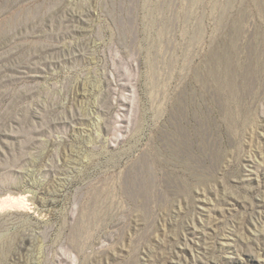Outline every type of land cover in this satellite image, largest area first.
Returning a JSON list of instances; mask_svg holds the SVG:
<instances>
[{
  "label": "rangeland",
  "instance_id": "obj_1",
  "mask_svg": "<svg viewBox=\"0 0 264 264\" xmlns=\"http://www.w3.org/2000/svg\"><path fill=\"white\" fill-rule=\"evenodd\" d=\"M263 238L264 0H0V264H264Z\"/></svg>",
  "mask_w": 264,
  "mask_h": 264
},
{
  "label": "bare ground",
  "instance_id": "obj_2",
  "mask_svg": "<svg viewBox=\"0 0 264 264\" xmlns=\"http://www.w3.org/2000/svg\"><path fill=\"white\" fill-rule=\"evenodd\" d=\"M11 198H12V197H11ZM16 199H17V198H16ZM25 199H26V198H25ZM10 200H11V199H10ZM6 202H7V201H6ZM12 202H13V201H12ZM3 204H4V203H3ZM24 205H25V204H24ZM260 240H261V239H260ZM260 240H259V241H260ZM262 240H264V238H263ZM261 242H262V241H261ZM255 243H256V241H255ZM259 244H260V243H259ZM225 245H226V244H225ZM258 246H259V245H258ZM206 249H207V248H206ZM173 252H174V251H173ZM204 252H205V251H204ZM200 253H201V252H200ZM209 254H210V253H209ZM172 255H173V254H172ZM207 255H208V254H207ZM177 256H178V255H177ZM203 256H204V255H203ZM205 256H206V255H205ZM168 257H169V256H168ZM175 257H176V256H175ZM176 258H177V257H176ZM176 258H175V259H176ZM206 258H207V257H206ZM167 259H168V258H167ZM200 260H202V259H200ZM165 262H166V261H165ZM167 262H169V261H167ZM167 262H166V263H167ZM172 262H173V261H172ZM203 262H204V260H203ZM204 263H205V262H204ZM208 264H209V263H208Z\"/></svg>",
  "mask_w": 264,
  "mask_h": 264
}]
</instances>
